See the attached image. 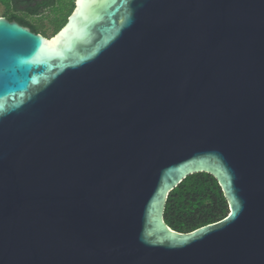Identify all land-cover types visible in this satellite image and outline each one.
I'll list each match as a JSON object with an SVG mask.
<instances>
[{
    "label": "water",
    "instance_id": "1",
    "mask_svg": "<svg viewBox=\"0 0 264 264\" xmlns=\"http://www.w3.org/2000/svg\"><path fill=\"white\" fill-rule=\"evenodd\" d=\"M197 173L229 214L180 233ZM0 264H264V0H76L50 39L0 17Z\"/></svg>",
    "mask_w": 264,
    "mask_h": 264
},
{
    "label": "trees",
    "instance_id": "2",
    "mask_svg": "<svg viewBox=\"0 0 264 264\" xmlns=\"http://www.w3.org/2000/svg\"><path fill=\"white\" fill-rule=\"evenodd\" d=\"M12 12L3 17L20 20L28 24L25 18H19L14 12L19 3L17 0H0ZM71 12V9H70ZM66 18L60 24L65 23ZM229 214V205L218 181L208 173H197L188 176L168 196L164 219L175 231L190 233L203 226L216 223Z\"/></svg>",
    "mask_w": 264,
    "mask_h": 264
},
{
    "label": "flooded vegetation",
    "instance_id": "3",
    "mask_svg": "<svg viewBox=\"0 0 264 264\" xmlns=\"http://www.w3.org/2000/svg\"><path fill=\"white\" fill-rule=\"evenodd\" d=\"M59 2L67 3L68 13L66 16V21L63 24L64 26L67 23L70 14L75 8L76 0H30L28 2H19L20 4H18L16 7H13V9L17 8L16 11L14 10V12L18 15L19 18H25L27 21H29L31 17L41 18L46 13L47 10H49L52 7H56ZM7 19L11 22H17L20 25L29 28L33 33L41 34L43 36H48L49 39L52 38L63 27V26L60 27V23L58 24L57 22L54 24H49V29H52L55 32L54 34L51 35L49 34V30H47L45 33L46 27L42 29L37 25L33 24L31 21H29L28 24H24L20 20L9 19V18Z\"/></svg>",
    "mask_w": 264,
    "mask_h": 264
},
{
    "label": "rangeland",
    "instance_id": "4",
    "mask_svg": "<svg viewBox=\"0 0 264 264\" xmlns=\"http://www.w3.org/2000/svg\"><path fill=\"white\" fill-rule=\"evenodd\" d=\"M67 10V3L66 2H59L56 7H52L46 11V13L41 18H33L31 17L29 21L33 24L37 25L40 28H45V33L49 30V34H54L55 32L52 29H49V24L60 23L66 18L68 10ZM6 12H12L9 8V5L6 6L0 2V17L4 15ZM61 20V21H60ZM44 26V27H43ZM48 38V36H45ZM49 39V38H48Z\"/></svg>",
    "mask_w": 264,
    "mask_h": 264
}]
</instances>
